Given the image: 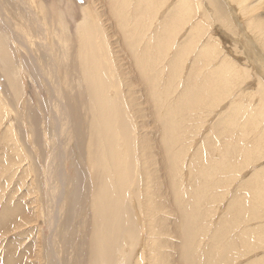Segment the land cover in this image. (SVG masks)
<instances>
[{"label": "bare ground", "instance_id": "obj_1", "mask_svg": "<svg viewBox=\"0 0 264 264\" xmlns=\"http://www.w3.org/2000/svg\"><path fill=\"white\" fill-rule=\"evenodd\" d=\"M249 1L0 0V264H233L241 251L264 249V80L255 73L257 91L248 92V60H230L212 33L221 24L238 36L226 11L235 4L263 53L264 15ZM46 64L58 90L36 110L19 72L37 78ZM57 114L62 136L72 129L76 138L71 182L65 147L50 151ZM28 125L44 147L34 157L20 138ZM238 179L228 215L212 224V198L224 200Z\"/></svg>", "mask_w": 264, "mask_h": 264}, {"label": "rangeland", "instance_id": "obj_2", "mask_svg": "<svg viewBox=\"0 0 264 264\" xmlns=\"http://www.w3.org/2000/svg\"><path fill=\"white\" fill-rule=\"evenodd\" d=\"M251 1H253V4H252L253 8H254L253 14L255 13V14L264 15V3L262 4V2H257V3L254 4L255 0H250L249 3H251ZM63 3H64V0H62V4ZM233 6L227 7L226 11L227 12L229 11L228 13L231 12L230 13L231 14V22L232 23L234 22L233 25L237 26L236 30H237L238 36L240 37L239 39H238V36H235V35H233V37H235V39L234 38L232 39V37H231L232 40H236L237 39V42H238L237 50H236L237 52L235 51L236 56L234 55V52L232 51V49L234 50V48H233V45L231 44L230 36L226 35V32H224V31H227V30H225V28L221 24H217L216 27H212V33H213L214 37L218 38L217 41L220 42L221 43L220 45L223 46L222 47V52L227 57H229L230 60H231V58H234V60L237 59L236 62H238V63L242 62L243 59H244V61H245V59L248 60V63L251 65L253 72H250L251 73V75H250L251 78L248 81L246 87H247L248 92L255 93L257 91V83H258V80H256V76H254L255 73L258 75L257 77H259V75H260V77H262L263 80H264V77H263L264 76V68H262V64H261V63H264V61H263L264 60V52L263 53L261 52L262 48L260 47V44L258 43V41L256 39L257 38L256 37L257 36L256 32L254 30H253L254 31L253 33L252 32H249V33L247 32V28H246L247 26L242 22L243 21L242 20L243 17L240 16V15L237 16L236 14L235 15L233 14V13H235L234 12V8L236 7V5L234 4ZM67 9H68L67 12H69V14L71 16L70 18L75 19V15L77 13V11H76L77 9L74 7V5L68 6ZM256 11L259 12V13H256ZM262 18H264V17H262ZM33 41L34 40L31 41L32 46L30 47V49L33 50V51H36L37 47H38L37 46L38 45L37 39L34 42ZM242 47H243V49H242ZM129 64H130V61H126V62H124L122 64V66H123V68H126ZM191 64H192V60H191V56H190L188 58V60L186 61L185 69L189 70L191 68ZM52 69H53V67H51V66L47 67V64L44 65L43 66V74H42V76L37 77V78L33 75V73L31 74L30 71L26 72V71H24L23 68L20 69V72H19L20 77H21L20 78V83L22 84V87H23L24 91L19 89V91L17 93H20V91H22L23 98L31 106H33L36 110L39 109V107H40L42 102L55 101V99H54L55 98V93L57 92L56 90H58V87L54 83V78H50V77H52V72H53ZM2 70H3V68H0V79H2V73H1ZM55 72L58 73V68L55 69ZM53 76H54V74H53ZM42 78H43V83H42ZM51 79H53V80H51ZM44 82L46 83V85H45ZM6 83H8V82L5 81V84ZM245 100H247V99L245 98ZM64 105L66 107L67 106L69 107L68 103L65 102V99H64ZM56 106H57V104H56ZM221 106L222 107L216 108V111L211 116L212 117L211 121L209 123L206 122V124L202 126L201 131L199 132L198 136L193 140L194 143L192 142V146H193V148H191L192 151L195 148H198L201 145L202 141L204 140L203 139L204 136L208 135V133L210 131V125L216 120V117L218 115V114L216 115L215 113H219L220 110L222 111V109L224 111H226L225 109H226V107L228 108L229 104L227 103V106H226V104L224 103V105L222 104ZM23 112H24V114H26V110H24ZM19 113H21V111H19ZM67 114L69 115V112H67ZM26 116H27V114H26ZM61 119L62 118H61L60 114H57L56 115L57 130H55L53 142L51 144H49V145H53L56 142V139H57V143L54 144L53 148L50 151L52 152L53 149H56L58 146H61V145L63 146V148L65 147L64 151L67 152V157H66L67 170H65L64 176H65V180H68V182H71V181L75 180V178H74V176H75L74 175V165H73V161H72L74 157L72 158L71 151L74 149V147L76 145V138H75V135H74V132L72 131V129H71V132H72L73 135L68 136L69 137L68 141L66 140V136H64V137L62 136L61 129H60V121H61ZM29 121H30L31 125L34 126V124L31 122L30 119H29ZM74 126H76L75 123H74ZM69 127L72 128V126H70V125H69ZM20 131H21L20 138H21L22 145L24 147V150H25L27 156L34 157L35 156V151H36L37 148H40L41 152L44 151V147H43L42 143L40 142V140H38V139L35 140V138H32V137L28 138L27 132L29 131V125L27 127H25V128L23 126V128H21ZM72 136H74V139H72ZM31 145L34 146V150H33ZM16 151L18 152V149ZM29 161H25V162H22L20 164L21 165H25L26 164V165L30 166V164L28 163ZM14 163H15V161H14ZM3 164H4V160H0V173H2L1 176H0V181H4V177H7L4 174V169L2 167ZM186 165H187V160H186ZM262 165H264L263 162L261 164H258V167H262ZM26 168H27V166H26ZM35 168H38V167H35ZM249 168L244 169V166H243V173H242V175L240 176L239 179H241L242 181H246V179L250 176V172H249L250 169ZM58 171H60L59 170V163L56 162V163H54V167H53L52 173H56ZM72 171H73V175H71ZM56 175H58V174H56ZM26 177L28 178L27 175H26ZM40 179H41V175L39 176L38 180H40ZM239 179L231 183V187L229 189V193L225 195L224 200H221L220 198H218L217 200L212 198L211 207H210L212 214L210 213V217H209L211 222H212V224H216V223L220 222L222 218H224L225 216L228 215L227 199L230 198V193H232L236 189L237 184L241 181ZM28 181H30V179ZM65 186L67 187L66 188L67 194H68V192H70V193L73 192V187L72 186L67 185L66 183H65ZM29 190L30 189H28V193H29ZM37 192L39 193V189L38 188H37ZM29 194H32V193L30 192ZM68 196L70 197L71 194H68ZM36 205L37 204H35L33 206L32 205L31 206L28 205L27 208L30 209L31 212L34 214V212L32 210V207H33V209H35ZM14 213L15 212H12V214H14ZM31 220L33 222H30L27 225V227H26V230H30L31 231V232L28 233L27 239L32 240L34 242L35 238H36L37 220H36V218H33ZM42 225H44V229L46 227L49 230V234L46 235V238H47L48 236L51 235L50 226L48 225L47 222H43ZM251 226L252 227L254 226L253 228H255L256 226H259V225H255V223H252ZM242 227L246 228V226H242ZM58 235H59L60 241H62L63 234H62V232L60 230L58 231ZM1 238H3V236H1ZM12 243H13V241H11L10 237H9V239L7 241H5V246H7V245L9 246ZM245 253L246 252L241 251L240 254L236 256V260H233V264H247L248 262L251 263L254 260H257V259L261 258L264 255V249L260 250L259 253L255 254V255L249 254V255L245 256Z\"/></svg>", "mask_w": 264, "mask_h": 264}]
</instances>
